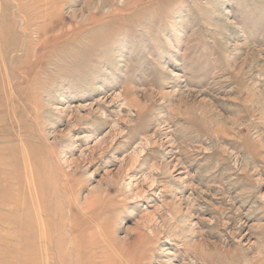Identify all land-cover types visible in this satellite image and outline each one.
<instances>
[{
	"label": "rangeland",
	"instance_id": "rangeland-1",
	"mask_svg": "<svg viewBox=\"0 0 264 264\" xmlns=\"http://www.w3.org/2000/svg\"><path fill=\"white\" fill-rule=\"evenodd\" d=\"M0 264H264V0H0Z\"/></svg>",
	"mask_w": 264,
	"mask_h": 264
}]
</instances>
